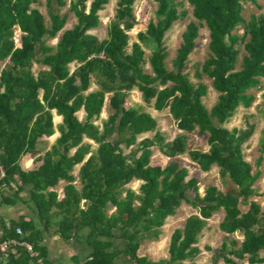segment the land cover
Segmentation results:
<instances>
[{
    "label": "trees",
    "instance_id": "trees-1",
    "mask_svg": "<svg viewBox=\"0 0 264 264\" xmlns=\"http://www.w3.org/2000/svg\"><path fill=\"white\" fill-rule=\"evenodd\" d=\"M136 1H118L107 38L100 39L89 32L99 27V13L110 0H72L70 10L77 23L61 36L67 22L61 14L65 0H48L51 23L33 7L39 0H0V174H4L0 187L33 186V199L47 225L54 207L62 213L58 226L65 238L89 227L93 253L88 264H115L119 253L109 252L108 241L116 238L126 243L124 253L135 264H196L198 238L208 220L221 210L225 215L220 230L238 235L243 242L206 247L214 262L264 264V208L255 189L261 173L253 172L245 157L255 125L224 127L241 107L252 106L255 97L250 91L264 78V16L252 15L246 21L243 15L244 2L257 0H152L158 4L156 21H150L130 44L129 32L137 25ZM185 1L192 7L194 21L185 27L173 69L168 70L164 38L185 16V11H179ZM202 24L209 30L210 55L198 76H207L219 93L210 109L202 103L207 86L192 83L184 73ZM241 29L250 36L248 40ZM54 38H58L55 46L50 43ZM146 50L151 51L153 74L145 71ZM35 64L48 69L36 75ZM135 89L155 110L169 109L180 131L207 135L208 152H187L185 135L165 144L156 119L142 108L127 106V94ZM104 108L108 116L101 120ZM54 111L63 118L60 139L37 160L34 170L23 171L19 161L38 155L55 134ZM81 111L85 112L82 120ZM100 120L102 125L97 124ZM153 132L152 139L140 141ZM262 135L264 152V127ZM85 140L94 142L97 150ZM156 147L165 149L168 157L187 156L203 172L218 166L226 189L208 186L201 195L197 186H188L187 170L178 161L166 167L151 163V150ZM81 164L78 191L73 172ZM61 180L69 185L58 202V195L49 189ZM134 180L144 182L139 193L126 190L123 197L125 186ZM82 200L87 202L84 208ZM182 202L197 214L173 232L166 258L154 262L140 256L145 240H161L167 218L176 215ZM109 204L116 207L111 216ZM26 226L27 231L33 227ZM16 241L39 250L33 236ZM33 262L37 264V259L28 250L17 248L0 264Z\"/></svg>",
    "mask_w": 264,
    "mask_h": 264
},
{
    "label": "rangeland",
    "instance_id": "rangeland-1",
    "mask_svg": "<svg viewBox=\"0 0 264 264\" xmlns=\"http://www.w3.org/2000/svg\"><path fill=\"white\" fill-rule=\"evenodd\" d=\"M66 6L61 8V14L67 16L66 26L61 34L69 29H72L76 23L77 19L70 10V4L72 0H65ZM119 0H110L109 4L100 11V25L98 28L89 32V34H95L100 39L107 38L108 27L110 23L114 20L116 15V10L118 8ZM55 4V3H54ZM245 10L244 17L246 21L251 20V16H264V0H257L256 3L244 2ZM34 8L39 9L47 19L48 23H51L50 17V7L48 5V0H39L38 3L33 5ZM158 9V4L152 0H137L134 4V15L137 20V25L135 28L129 32L131 36L130 44L138 40V32H144L150 21H156V11ZM180 12L185 11V16L181 17L177 22H175L172 28L166 32L164 38V45L167 51V58L165 60L166 67L168 70L173 69V63L177 56V51L183 43V32L187 24L191 21H194L192 16V7L185 1L184 7L179 9ZM241 34L245 37L246 40L249 39V35L244 29H241ZM58 38H54L50 41L52 45H56ZM210 55L209 49V30L205 27L204 24L200 26L198 31V36L195 39V46L192 52L189 54L184 73L187 74L188 79L196 84L203 83L207 86V94L202 99V103L207 109H210L215 102L218 101L219 93L212 88L211 80L202 74L201 77L198 74L201 73V67L205 60ZM151 56V51L146 50V73L153 74L151 65L149 63ZM71 70H74L76 65L72 64ZM2 65L0 66V69ZM48 68L42 64H35L34 72L36 75H39L42 71L47 70ZM240 69V67H239ZM96 86L93 85L92 89H95ZM250 94L254 95L255 100L250 108L241 107L236 115L230 119V121L224 124V127L232 130L235 128L247 129L249 124L255 125V132L251 137L248 144L245 146V157L250 162L253 167V172H260V178L255 184V189L258 192L259 197L257 200L262 204L264 208V152L261 150L262 143V129L264 127V78L260 80L258 87L252 89ZM127 106L142 108L145 112L150 113L157 121L159 131L165 137V144H171L178 135L186 136V151H199L206 153L208 151V146L206 144L207 135L198 134L197 130L193 132H183L177 128L176 122L170 114L169 109L159 112L154 109L152 105H147L142 100V94L137 89L129 92L127 94ZM85 116V112L81 111L78 113V117L82 120ZM106 119V113L103 110L101 115V120ZM97 122V124L102 125V121ZM55 123H58V118L54 116ZM155 135V132L148 133L140 137V141ZM98 148V146H97ZM97 150V149H96ZM151 163L153 165H158L166 167L172 161H178L181 167L187 170V177L185 179L189 187L197 186L198 191L203 195L204 190L208 186L218 187L221 191H224L226 187L221 181L219 169L212 167L208 172H203L198 167L197 164L191 162L187 156H176L168 157L166 156V150L156 147L151 150ZM188 195L191 196V191L188 192ZM197 210L193 209L191 206L182 202L181 207L177 210L176 215L168 217L166 224L163 226L164 237L169 238L176 229H181L184 225L185 220L191 216L196 215ZM224 211L221 210L217 213H214L213 216L208 220L207 226L201 232V235L198 238L197 247L200 249V253L194 259L196 264H225L223 260H220L218 263H215L212 259V254L206 247L211 249L219 248L223 242H230L231 240H240L243 242V239H240L238 235L235 236H226L224 232L220 230V223L224 218ZM159 245L155 247V256L157 259L162 258L164 252L166 251L167 243L163 241L158 243ZM189 261L184 262L187 264Z\"/></svg>",
    "mask_w": 264,
    "mask_h": 264
},
{
    "label": "crops",
    "instance_id": "crops-1",
    "mask_svg": "<svg viewBox=\"0 0 264 264\" xmlns=\"http://www.w3.org/2000/svg\"><path fill=\"white\" fill-rule=\"evenodd\" d=\"M74 70L71 71L73 72ZM104 111L107 118V109L104 108ZM54 116L59 120L58 123H55L54 121L56 127L55 134L51 137L47 145L40 147L41 152L38 155H28L19 161V165H21L23 171L30 172L31 170H34L37 166V160L47 152L51 151L55 143L60 139L61 134L59 126L63 123V118L58 116L55 111ZM85 143L92 145L93 150L97 149V145L94 142L85 140ZM81 166L82 164L76 166L73 172V175L76 178V181L73 184L78 191H81V187L78 185ZM212 167L219 169V167L215 165L211 166V168ZM143 183L144 182L141 180H134L126 185L123 191V197L126 195V190H133L136 193H139V189ZM68 185L69 182L61 180L57 186L50 188L49 191L56 193L58 195L57 201L60 202L65 196V189ZM32 189L33 186L27 185L20 190V187L16 184H11L9 187H0V241L6 236H8V240H24L33 236L39 248L38 252L42 254L43 259L47 264H88L93 253V247L88 243L91 231L90 228L86 227L80 231L78 235L73 234L70 237L65 238L61 234L58 226V222L62 218L60 210L56 207L52 209V221L50 222V225H47L45 223L46 221L41 218L39 207L33 199L31 193ZM86 205V200H82L80 207L84 208ZM115 211L116 207L109 204L108 215L111 216ZM28 224L33 226L34 230L32 227L30 231H27L26 225ZM16 228L21 229V235L16 232ZM172 235L169 238H166L164 237L163 231L161 240H145L141 244L138 254L140 256H145L154 262L164 260L170 247ZM163 241H166L167 243L166 251L162 258L157 259L154 257L155 247L159 245L158 243H162ZM108 242L111 244L109 252L119 253L115 259V264H135L130 257L124 253L126 243L123 240L116 238L111 239ZM1 260L3 259H0V261ZM31 264L35 263L33 262Z\"/></svg>",
    "mask_w": 264,
    "mask_h": 264
},
{
    "label": "built area",
    "instance_id": "built-area-1",
    "mask_svg": "<svg viewBox=\"0 0 264 264\" xmlns=\"http://www.w3.org/2000/svg\"><path fill=\"white\" fill-rule=\"evenodd\" d=\"M4 176L3 172L0 174V178ZM16 232L19 235L22 234L20 228H16ZM17 248H23L30 252L31 256L37 259V264H47L42 258L41 254L34 249V247L27 242H19L16 240H1L0 241V259H5L9 253H15Z\"/></svg>",
    "mask_w": 264,
    "mask_h": 264
}]
</instances>
